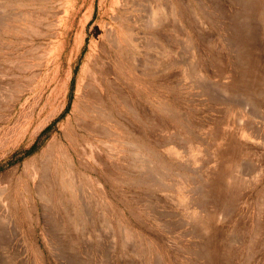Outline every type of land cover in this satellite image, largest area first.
I'll return each instance as SVG.
<instances>
[{"label":"rangeland","instance_id":"374dc122","mask_svg":"<svg viewBox=\"0 0 264 264\" xmlns=\"http://www.w3.org/2000/svg\"><path fill=\"white\" fill-rule=\"evenodd\" d=\"M161 1L0 0V264H264V0Z\"/></svg>","mask_w":264,"mask_h":264},{"label":"bare ground","instance_id":"6f19581e","mask_svg":"<svg viewBox=\"0 0 264 264\" xmlns=\"http://www.w3.org/2000/svg\"><path fill=\"white\" fill-rule=\"evenodd\" d=\"M163 1V0H162ZM161 1V2H162ZM185 5V4H184ZM155 6V5H154ZM160 5H158L157 7H155L153 10H152V13H151V17H152V19L149 17V19H151L153 22H158L159 24L160 23H165L166 24V21H167V19H168V17L169 16H171V15H173L174 14V7L172 6V2L169 0H165V2H164V4L163 5H161L160 7H159ZM241 6V5H240ZM250 7V6H249ZM245 11V10H244ZM247 12V11H246ZM193 13H194V11H193ZM244 13V12H243ZM260 15V14H259ZM257 17H258V15H257ZM241 18V17H240ZM242 19V18H241ZM152 21H150L151 23H152ZM243 23V22H242ZM148 25V24H147ZM146 25V26H147ZM153 25V24H152ZM249 29V28H248ZM249 32V31H248ZM140 34V33H139ZM109 35L111 36V38H113L112 39V41L114 40H116V31H114V30H111L110 32H109ZM110 38V37H109ZM147 37H145V39H146ZM160 38H162V37H160ZM166 40H167V37H166ZM111 42V41H110ZM160 42V41H159ZM156 44V46H157V41L155 42L154 41V44L153 45H155ZM147 45V44H146ZM145 45V46H146ZM152 45V46H153ZM167 46V45H166ZM158 47V46H157ZM160 47V49L162 50V52L161 53H163L164 54V56L165 55H168L169 53H168V50L163 46V45H160L159 46ZM154 47H152V49H153ZM157 50V49H156ZM160 50V51H161ZM154 52V51H153ZM161 56V55H160ZM166 57V56H165ZM147 58V57H146ZM151 59V58H150ZM155 59V58H154ZM158 61V60H157ZM249 70V69H248ZM149 73V72H148ZM151 73V72H150ZM153 73V72H152ZM145 74H147V73H145ZM202 76V75H201ZM248 76V75H247ZM196 78V77H195ZM202 79V78H201ZM201 79H199V80H201ZM245 82V81H244ZM113 88H114V90L117 92L116 94H118V96H119V98H121L122 100V103L124 102L125 103V105L126 104H128V99H126L125 97H127L123 92H119L118 90H116V87H114L113 86ZM91 89V88H90ZM96 89V88H95ZM96 90H98V89H96ZM96 93L98 94L99 93V90H98V92L96 91ZM115 93V92H114ZM97 94H95V96L97 95ZM215 94V93H214ZM94 96V94L92 95H90V99H91V97H94V100H95V102L97 101L96 99V97ZM99 96V95H98ZM118 98V99H119ZM89 99V98H88ZM99 100H100V103H102V102H104L105 100L103 99V98H101L100 99V97L98 98ZM92 100V99H91ZM90 100V101H91ZM104 100V101H103ZM93 101V100H92ZM106 102V101H105ZM104 102V103H105ZM91 104L93 103V102H90ZM99 103V102H98ZM97 103V104H98ZM104 103H102L101 104V106H99V104L97 105V104H95V107H94V105H93V107H94V109L97 111V114H96V116L97 117H95L96 118V124L94 125V127L92 126V128H94V130L96 131V133H100L99 135H101V134H108V132L110 131V129L109 128H107V127H105L104 125H102L101 124V122H102V120H106V121H108V119H109V112H108V108H107V106H105L104 105ZM107 104V103H106ZM124 105V106H125ZM92 106V105H91ZM92 107V108H93ZM110 109V108H109ZM129 109V108H128ZM93 110V109H92ZM133 111V110H132ZM131 111V112H132ZM129 112V111H128ZM103 118V119H102ZM111 119V118H110ZM152 122H153V119H152V117L150 116V118H149ZM109 123V122H108ZM213 132L214 133H216L215 132V130H213ZM107 134H106V136H107ZM109 135V134H108ZM105 136V135H104ZM211 137L213 138V134H211ZM181 138V137H180ZM214 138H216L218 141H220V144H222V146H225L224 145V138H225V134H222L221 133V131H220V133L218 132L217 134H216V136L214 137ZM227 146H228V144H226ZM63 146V145H62ZM226 146V147H227ZM56 147H57V145L55 146V143L54 142H49V144H48V149H47V151H49L48 153H52V152H54V150L56 149ZM136 147V146H135ZM133 148H134V145H133ZM60 150H61V157H62V159L64 160V163H63V167L65 168V172H64V175H65V178L67 177L69 180H67V182H70L71 183V188L73 187V194L74 195H79V196H82L81 195V186H80V184L82 183V181H83V183L86 181V183H88L87 182V176L86 175H84V174H82L80 171L78 172L77 170H76V168H75V164H74V160H73V158L71 157V155L68 153V150L66 149V147L65 146H63V147H61L60 146ZM223 150H225V149H223V147H221V149H220V151H218V153L216 154L215 153V161H216V166H215V168H211V169H216L217 171H219V169H220V172H223L227 167H226V165L227 164H225L224 166L223 165H220V164H222V162L225 160V154H224V151ZM223 153H222V152ZM44 156V155H43ZM54 156H56V155H54ZM48 157V156H47ZM60 157V156H59ZM45 158V157H44ZM137 158V157H136ZM227 158H228V156H227ZM236 158V157H235ZM157 159V158H156ZM59 161V160H58ZM60 163V162H59ZM231 165V164H230ZM60 169H62V168H59V170ZM228 169V168H227ZM245 170V169H244ZM43 171V170H42ZM48 172V171H47ZM44 173V172H43ZM50 173H51V171H50ZM57 173H59L60 174V172H57ZM56 173V174H57ZM226 173V172H225ZM62 174V173H61ZM60 174V175H61ZM166 174V173H165ZM239 174V173H238ZM48 175V174H47ZM223 175V174H222ZM63 177V176H62ZM155 177V176H154ZM231 177H232V175H231ZM230 177V178H231ZM153 178V177H152ZM214 178V177H213ZM224 178V177H223ZM222 178V179H223ZM210 179V178H209ZM227 179H229V178H227ZM214 179H211V180H209V183L210 182H212ZM231 180V179H230ZM43 182H44V180H42ZM222 181V180H221ZM221 181H219V182H221ZM225 181V180H224ZM47 182H49L48 180H47ZM232 182V181H231ZM60 183H62V182H60ZM213 183V182H212ZM42 184V183H41ZM44 184V183H43ZM47 184V183H46ZM54 184V183H53ZM217 184V183H216ZM221 184H222V182H221ZM55 185V184H54ZM42 186V185H41ZM44 186H45V184H44ZM230 186V185H229ZM75 187V188H74ZM164 188V187H163ZM230 188V187H229ZM228 188V189H229ZM36 189H38V188H35V190ZM74 189H76V190H74ZM34 190V191H35ZM69 190V189H68ZM204 190V189H203ZM66 190H65V188H64V192H65ZM37 192H38V190H37ZM54 191L51 189V188H49V192L48 193H45L44 191H41V192H39V194H40V196H43V197H41V198H43V200H46L47 198L49 199V198H52L53 196H54V193H53ZM34 193V192H33ZM69 193H71V192H69ZM70 194L71 196L73 195V194ZM46 194H47V196L48 197H46V199L44 198L45 196H46ZM56 194V193H55ZM61 194V193H60ZM36 195V194H35ZM65 195H69V194H64L63 193V196H65ZM36 196H39V195H36ZM62 196V195H61ZM60 196V197H61ZM67 196H65V198H66ZM73 197V196H72ZM38 199H39V197H38ZM42 199H40V201H41ZM64 200V199H63ZM68 200H69V198H68ZM213 200V199H212ZM0 202H1V198H0ZM161 203V202H160ZM208 204V203H207ZM49 205V204H48ZM53 207H54V205H53ZM79 207V206H78ZM15 208V207H14ZM30 208V207H29ZM70 210H72L73 211V209L70 207ZM70 210L68 209V208H65L64 209V215H72V211L70 212ZM263 210V209H262ZM261 210V211H262ZM19 211V210H18ZM9 212V213H8ZM7 213L10 215V211H8ZM15 212V211H14ZM208 212V211H207ZM210 212H212V211H209V213ZM7 213H6V215H7ZM262 213V212H261ZM17 214H18V212H17ZM20 214V213H19ZM165 214H166V212H165ZM212 214V213H211ZM210 214V215H211ZM13 215H14V213H13ZM208 215V214H207ZM214 215V214H213ZM62 216V215H61ZM61 216H60V218H61ZM211 217V216H210ZM6 219V218H5ZM209 219V218H208ZM68 220H69V218H68ZM68 220H67V222H68ZM66 222V223H67ZM210 223V222H209ZM257 223V222H256ZM259 223V222H258ZM5 224V223H4ZM207 226V225H206ZM203 227L202 229H204V231H207V234L208 235H210V232H209V230H211L209 227H210V225H208L207 227ZM205 228L206 229H208V230H205ZM107 229V228H106ZM213 229V232H214V228H212ZM111 230V229H110ZM255 230V229H254ZM122 232V231H121ZM212 232V231H211ZM216 232V231H215ZM124 238H123V240L125 239V240H130L131 239V233H130V231L129 230H127V229H124ZM213 235H215L214 233H212ZM211 234V235H212ZM212 235V237H214ZM113 236V235H112ZM215 237H217L216 235H215ZM234 237V236H233ZM219 238V237H218ZM70 239H72V238H70ZM209 240V239H208ZM214 239H212V241H213ZM210 242H211V240H210ZM210 244V243H209ZM211 244H213V243H211ZM210 244V245H211ZM214 244H215V241H214ZM65 245V244H64ZM71 245V244H70ZM219 245V244H218ZM74 246V245H73ZM206 247V246H205ZM213 247H215V246H213ZM219 249V248H218ZM202 250V249H201ZM207 250V249H206ZM206 250H204L205 252H207L208 253V251H206ZM73 251V250H72ZM194 251V250H193ZM218 252V251H217ZM216 252V253H217ZM85 253V252H84ZM202 253V252H201ZM214 253H215V250H210V254H209V258H207V259H205V261H207L208 259H209V264H215V262H214V260H215V258H214ZM78 254V253H77ZM219 254V253H218ZM230 254V253H229ZM87 255V254H86ZM202 255V254H201ZM217 255V254H216ZM217 256H219V255H217ZM226 256V255H225ZM87 257V256H86ZM226 258H228V257H226ZM229 258H232L231 256L229 257ZM91 260V259H90ZM85 262V261H84ZM110 262V261H109ZM228 262H230V261H228ZM98 263V262H97ZM86 264H88V263H86ZM90 264V263H89ZM105 264V263H104Z\"/></svg>","mask_w":264,"mask_h":264}]
</instances>
